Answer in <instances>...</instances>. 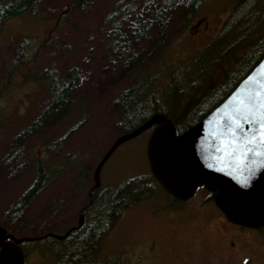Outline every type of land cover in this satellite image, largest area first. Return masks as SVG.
<instances>
[{
	"label": "rangeland",
	"instance_id": "rangeland-1",
	"mask_svg": "<svg viewBox=\"0 0 264 264\" xmlns=\"http://www.w3.org/2000/svg\"><path fill=\"white\" fill-rule=\"evenodd\" d=\"M120 1L41 0L36 14L12 18L0 31V226L16 239L37 237L48 228L61 233L77 224L80 206L87 203V193L94 185V171L118 138L114 132L117 118L111 105L117 92L131 85L125 63L117 58L109 45L112 23L118 18V13L114 15L113 12ZM252 8L261 10L264 0H205L185 28L174 27L175 36L164 52H159L156 47L160 33L157 25L141 37L139 43H136V37H128L129 51L146 63L144 73L148 77L154 76L151 79L156 83L155 88L161 90L172 79L180 78L205 49L215 47L227 34L226 42L231 41L245 24ZM108 17L111 20L105 22ZM199 23L198 32L192 35L191 28ZM258 25L255 23L254 28ZM260 35L264 37L263 31ZM254 46L253 42L238 46L235 58L215 66L212 79L222 77L223 80L218 85L220 88L215 87L209 102L214 103L225 95L221 88L231 87L233 82L229 78L234 71L245 72L239 63ZM224 51L225 46L220 45L211 53L215 61ZM73 68L80 77L79 96L87 103L84 118L81 114L74 121L75 117L64 116L61 120L40 125V112L50 100V87L45 78L53 72L63 77ZM203 81L201 89L205 93L212 80L207 77ZM82 121L86 123L61 149L56 153L49 152L52 142L65 136L75 122ZM150 134L148 131L123 144L105 164L101 190H105L106 196V190H115L127 180L151 175L147 159ZM74 159L64 164L65 170L26 207L19 220L12 225L3 224L7 209L37 177L35 163L38 160L47 168ZM83 166L91 169L88 178L81 177ZM203 190L198 189L197 194ZM76 194L79 196L74 197ZM192 200L187 203L173 200L163 188L156 186L152 198L122 211L118 222L112 224L107 214L104 227L115 225V228L106 239L105 254L118 244H128L131 236L138 237L142 243L156 236L160 227L150 218L152 210H192L195 199ZM95 217V212L91 211L88 225L97 224ZM190 230L197 240L204 235V228L198 224ZM191 242V234L169 241L171 245L180 246ZM46 243L23 246L26 264H55ZM216 246V243H210L218 255L220 249Z\"/></svg>",
	"mask_w": 264,
	"mask_h": 264
},
{
	"label": "trees",
	"instance_id": "trees-1",
	"mask_svg": "<svg viewBox=\"0 0 264 264\" xmlns=\"http://www.w3.org/2000/svg\"><path fill=\"white\" fill-rule=\"evenodd\" d=\"M40 1L0 0V31L4 23L12 18L30 13L36 14ZM204 2L205 0H147L144 2L121 0L115 7L113 14L115 15L117 12L118 18L112 23L109 45L117 58L125 63L127 76L131 79V85L127 89L118 91L111 105V110L117 118L114 132L118 137L135 130L157 114L168 117L174 124L177 133H183L217 107L264 57V37L260 35L262 31L264 35V8L258 11L252 8L245 24L236 35L231 37V41L226 42L229 37L227 34L219 40L217 45L215 44V47L205 49L201 56L195 58L180 78L172 79L161 90L156 89V83L151 79L155 77L146 76L144 73L146 63L130 53L126 39L136 37L135 39L138 40L136 43H139L140 38L148 35L150 30L157 25L160 33L156 47L159 52H164L175 36L174 27H180L181 30L185 28ZM109 20L111 17H108L105 22ZM255 23L259 24L257 28H254ZM252 42L255 43V46L241 58L239 63L245 68V72L239 74L240 70L234 71L229 78L233 82L231 87L221 88L225 95L223 94L224 96L214 103L209 102L210 97L213 96L212 94L223 80L222 77L216 78L215 81L212 79L215 66L223 60L235 58L238 46ZM220 45L225 46V51L215 61L216 58L211 53ZM238 74L239 79H237ZM207 77L212 80V85L207 87L203 93L201 85L204 84L203 79L205 80ZM45 82L50 87V100L44 104L40 112V125L51 120H61L64 116H73L75 117L74 121L81 114L84 118L83 114H85L84 110H87V103L79 96L80 77L76 68L71 69L63 77L60 73L53 72L45 78ZM218 88L220 87L218 86ZM76 97L77 99H75ZM69 112L72 114L69 115ZM85 123L84 121L75 122L74 127L69 128L65 136L49 145V152L56 153L61 149L67 139ZM70 161H75V159L63 160L61 163L47 168L41 163L36 177L38 181L31 184L24 194L7 209V213L3 217V224L12 225L19 220L26 207L57 178L60 172L65 170L64 164ZM87 168V166H83L80 172L82 178H88V171L90 172L91 169ZM156 186L162 188L152 174L127 180L115 190H108V196L102 201H98L100 211L95 213V218L98 219V215L102 211L105 216L109 214L111 219L114 216L119 217L122 211L152 198ZM24 253L26 254V250ZM66 262L65 257H58L54 263L66 264Z\"/></svg>",
	"mask_w": 264,
	"mask_h": 264
},
{
	"label": "water",
	"instance_id": "water-1",
	"mask_svg": "<svg viewBox=\"0 0 264 264\" xmlns=\"http://www.w3.org/2000/svg\"><path fill=\"white\" fill-rule=\"evenodd\" d=\"M128 2L139 0H126ZM145 1V0H142ZM251 77V79H249ZM264 84V57L240 81L234 90L196 125L178 134L172 121L164 115H154L135 130L120 135L99 161L93 175V189L101 186V174L105 164L123 144L152 130L147 143V159L153 177L172 197L187 201L197 189L203 188L214 195L215 205L233 224L252 228H264V164L256 168L247 188L227 175L229 168L218 163L223 171H213L215 179L208 181L205 163L218 153L225 109L236 97L253 87ZM209 157L205 161V157ZM84 224L80 217L79 227ZM64 238V237H58ZM34 238L16 239L0 226V264H26L22 244L35 242Z\"/></svg>",
	"mask_w": 264,
	"mask_h": 264
},
{
	"label": "flooded vegetation",
	"instance_id": "flooded-vegetation-1",
	"mask_svg": "<svg viewBox=\"0 0 264 264\" xmlns=\"http://www.w3.org/2000/svg\"><path fill=\"white\" fill-rule=\"evenodd\" d=\"M199 26L200 23L191 28L192 35L198 32ZM40 165L41 161L38 160L35 163L37 175ZM37 181L35 178L33 183ZM93 186L87 193V203L80 206L77 224L61 233L48 228L34 237L36 240L32 243L42 244L49 241L46 245H49L54 261L58 257H65L66 264H264V228L252 229L233 224L217 208L214 196L205 190L200 194H197V190L189 200L180 201L187 203L195 199L192 210H152L153 216L150 215V218L156 220L160 227L156 236L144 243L138 237L131 236L128 244H118L105 254L106 239L115 225L104 227L103 211L98 215L97 224L88 225L90 212L94 214L100 211L98 201L106 198L105 190H101L102 181L100 188L94 190ZM76 196L79 195H74ZM80 217H84V224L79 227ZM119 219L120 215L114 216L112 224ZM194 224L204 228L201 239L197 240L194 232L190 230ZM187 234L192 235L191 244L180 246L169 243L172 240H180ZM211 242L216 243L220 249L218 255L211 249ZM23 246L21 248L24 252Z\"/></svg>",
	"mask_w": 264,
	"mask_h": 264
},
{
	"label": "snow or ice",
	"instance_id": "snow-or-ice-1",
	"mask_svg": "<svg viewBox=\"0 0 264 264\" xmlns=\"http://www.w3.org/2000/svg\"><path fill=\"white\" fill-rule=\"evenodd\" d=\"M223 120L218 134L222 146L217 148L223 156L212 157L211 163H205V178L215 179L211 173L223 171L216 166L220 163L229 168L226 174L241 188H247L256 168L264 164V84L236 97L225 109Z\"/></svg>",
	"mask_w": 264,
	"mask_h": 264
}]
</instances>
